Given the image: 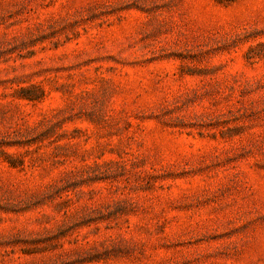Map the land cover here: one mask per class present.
Wrapping results in <instances>:
<instances>
[{
  "label": "rangeland",
  "instance_id": "374dc122",
  "mask_svg": "<svg viewBox=\"0 0 264 264\" xmlns=\"http://www.w3.org/2000/svg\"><path fill=\"white\" fill-rule=\"evenodd\" d=\"M0 264H264V0H0Z\"/></svg>",
  "mask_w": 264,
  "mask_h": 264
},
{
  "label": "trees",
  "instance_id": "16d2710c",
  "mask_svg": "<svg viewBox=\"0 0 264 264\" xmlns=\"http://www.w3.org/2000/svg\"><path fill=\"white\" fill-rule=\"evenodd\" d=\"M227 1H228V0H227ZM24 96H25L26 98H28V99H37V98H38V96L28 95L27 93H25ZM11 164H13V163H11Z\"/></svg>",
  "mask_w": 264,
  "mask_h": 264
}]
</instances>
